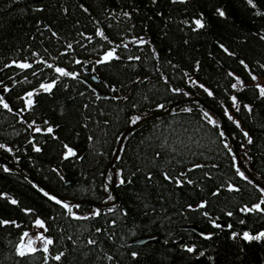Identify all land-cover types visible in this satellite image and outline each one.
Wrapping results in <instances>:
<instances>
[{
  "label": "trees",
  "instance_id": "1",
  "mask_svg": "<svg viewBox=\"0 0 264 264\" xmlns=\"http://www.w3.org/2000/svg\"><path fill=\"white\" fill-rule=\"evenodd\" d=\"M254 4L0 0V98L8 104H0V144L5 145L0 156L47 188L78 200H114L108 184L112 170L119 172L116 205L69 204L73 217L25 175L5 171L0 163V192L18 202L0 197V219L16 221L0 225V264H264V237L242 235L264 231V211H241L258 203L264 208V191L238 174L243 170L226 135H220L219 120L199 102L174 106L128 133L112 170L108 167L117 139L135 124L133 116L143 119L175 100L196 97L223 114L240 159L264 183V97L252 79L264 76V0ZM201 14L204 26L196 28ZM97 28L107 39L96 35ZM113 48V57L103 61ZM24 62L30 67L21 68ZM49 65L77 75L64 76ZM235 76L246 87L233 89ZM53 80L50 90L40 88ZM33 90L28 106L25 93ZM49 126L51 132L45 130ZM65 145L75 155L65 157ZM96 209L98 215H89ZM37 216L45 220V235L53 243L48 253L39 248L21 256L16 246ZM191 222L212 235L185 230ZM144 235L152 239L130 244ZM183 245L195 247L188 252ZM58 253H63L59 261Z\"/></svg>",
  "mask_w": 264,
  "mask_h": 264
},
{
  "label": "snow or ice",
  "instance_id": "2",
  "mask_svg": "<svg viewBox=\"0 0 264 264\" xmlns=\"http://www.w3.org/2000/svg\"><path fill=\"white\" fill-rule=\"evenodd\" d=\"M247 3H248L249 5H251V6H253V7H256V5L254 4V0H247ZM81 7H83V5H81ZM85 10H86V9H85ZM216 11H217V13H218L220 16H224V15H225V12H224L222 9H220V8L216 9ZM258 14H259V13H258ZM124 15L127 16L128 13H124ZM185 23H187V21H185ZM194 23H195L196 28H202V27L204 26V24H203V19H202V14H201V18H197V19L194 20ZM45 27H47V25H45ZM53 34L55 35V33H53ZM96 35H97V36H103L104 39H107V37L104 36V33L102 32V30H101L100 28H97V29H96ZM70 47H71V45H69V48H70ZM219 47H220L221 49H223L225 52H228V49H227L223 44H220ZM114 52H115V49H114V48H113V49H109L108 51L104 52V54H103V58H102L103 61H108V60H110V59L113 57ZM230 54H231V55H234V53H230ZM76 62L79 63V61H76ZM100 62H101L100 60L97 61V63H100ZM13 63H17V62H16V61H13ZM240 63H241L242 65H244L245 68L248 67V65L245 64V62H244L243 60H241ZM19 66H20L21 68H29V67H30V65H29L27 62L20 63ZM49 67H54V66H53V65H49ZM260 67H261V68H264V65H260ZM54 70H55L57 73H60V74H62V75H64V76H73V77H75V76L77 75L75 72H68V71H66V70H65L64 68H62V67H54ZM228 75H229V76H234V73L229 72ZM234 78H235V81H236V82L231 84V87H232L233 89H236L238 86H239L240 88L246 87V86L243 84V81L241 80V78H240L239 76H235ZM252 79L255 81V80L257 79V77H256V76H252ZM55 83H56L55 80L51 81L50 83H41L40 88L43 89L44 91H48V90H50V89L53 87V85H54ZM189 83H193V84H195L196 81L190 80ZM199 87L202 88V89H204V91L207 92L209 96H212V95H213V93H212L208 88H206L204 84H200ZM254 87L259 91V95H260V97H264V85H261L260 83H256V84L254 85ZM4 90L7 91V88L5 87ZM34 91H35V90H33V91H31V92H27V93H25V96L28 97V100H27V105H28V106H31L32 103H33L31 97H32ZM172 91H174V92H181L182 89H179V88H173ZM184 95H188V93H184ZM230 99L233 101V106H236V104H237V97H236L235 95H233V96L230 97ZM0 104H3V106H4L5 108H8V104L4 102L3 98H0ZM133 107H136V106L133 105ZM156 107H157V108H162V107H164V105H162V104H157ZM244 107H245V108H250V105H244ZM185 111H190V109H185ZM202 111H203V109H202ZM225 114H226V115L228 114V113H227V110H225ZM203 115H204V117L208 120L209 123H211V124H215V123H216V121L213 120V119L211 118V116H209V114H208L207 112H204ZM140 119H141L140 116H133V117L131 118L132 123H136V122L139 121ZM229 119H232V117L229 116ZM236 123H237V127H239V123H238V122H236ZM35 130H36V131H39L40 129H39V128H36ZM45 130L48 131V132H51V131H52V128L49 126V127L46 128ZM242 131H243V130H242ZM220 135L223 136L224 133L221 132ZM244 136L247 137V139H248L249 142H251L252 138H251V136L248 135L247 132H244ZM0 147H5V145L0 144ZM64 147L67 149V151L64 153L65 157H67V156H69V155H75V151H74L73 148L69 147L68 145H65ZM9 150H10V149H9ZM36 150L39 151V148H37ZM230 151H231V149H230ZM193 167H196V165H193ZM4 170H5V171H9V169H8L7 167H5ZM237 172H238L239 175L243 176L244 179H246V180L248 179V177H247V176H244V173L241 172L239 169H237ZM116 175L119 176V172H117ZM120 182L123 183L122 180H121ZM176 182H177V183H180L179 180H177ZM189 183H191V181H189ZM105 187H107V185H105ZM228 187H229L230 189H232V188H234L235 186L232 185V184H229ZM40 191H41V192H44V195H45V196H49V193L46 192L43 188H41ZM217 191H219V190H217ZM261 191H264V189H261ZM0 197H6V198L10 201L11 204H14V205H15V204L18 203L16 199L12 198L11 196H8L7 193H2V192H0ZM49 198H50L51 200H53V201H56V202L59 203V204H62V206H63L65 209H67L68 214L72 215L73 217H76V213L72 211V206H70L67 202H64V201H62V200H58L57 197H56L55 195H51ZM108 199L111 200V199H112V196L109 195V196H108ZM202 203H203V202H202ZM262 203H264V201H262ZM199 206H201V205H198V207H199ZM77 207H79V206L77 205ZM189 207H191V205H189ZM253 209H255V210H259V211H264V208H261V205H260L259 203H258V204H254V205H252V209H249V208L245 207V208H242L241 211H251V210H253ZM23 211L26 212V213H30V212H32V211H34V210L31 209V208H25V209H23ZM98 214H99V209H96L95 211L91 212L89 215L96 216V215H98ZM204 215H207V213H204ZM231 215H232V213L229 212V213H228V216H231ZM9 223H11V224H16V221H15V220H11V221H9V220H5V219H0V225H2V224H9ZM33 223H34L35 226H37V227H39V228H45V230H46V227H45L46 222H45L44 219L40 218L39 216H37V217L35 218V220L33 221ZM241 223H243V221H241ZM228 227H231V225H228ZM97 231H100V229H97ZM22 235H23V237H27V236H28V233H27V232H24ZM201 235H202V236H205V237H209V236L212 235V233H201ZM236 235H237V233H235V232L232 233V236H233V237H235ZM242 235H243V238H244L245 240H253V239H255V240H260L262 237H264V231H260V232L256 233L255 236L251 235L248 231H245V232H243ZM38 238L41 239V240L43 241V250H44V252H45V253H48V251H49L48 246L51 245V244L53 243V239H52V237H51V236L43 235L42 233H38ZM89 243H95V241L89 240ZM182 247L186 248L188 252H192V251H193V248H194L195 246L193 245V246L190 247V246H188V245H183ZM16 251H17V253H18L19 255L23 256V255H25L26 252H27V253H31V252L36 251V249H35L34 247H32V240L29 239V240H28V243H27L26 245L23 244V243L18 244L17 247H16ZM62 255H63V253H58V254L54 257V259L57 260V261H59V260L61 259V256H62ZM131 256L135 258V257L138 256V253L135 252V251H133V252L131 253ZM46 258H47V257H46ZM108 259H111V257H108Z\"/></svg>",
  "mask_w": 264,
  "mask_h": 264
},
{
  "label": "water",
  "instance_id": "3",
  "mask_svg": "<svg viewBox=\"0 0 264 264\" xmlns=\"http://www.w3.org/2000/svg\"><path fill=\"white\" fill-rule=\"evenodd\" d=\"M199 102L206 110H208L209 112L214 113V115L218 118L219 123L221 124V128L224 132V135L227 136L230 145L233 147L234 150V157L237 160L238 165L241 167V169L244 171V173L247 175V177L250 178V180L252 182H254L259 188L261 187L262 189H264V184L262 182H258L255 177L251 174V172L246 169V167L244 166V164L242 163L241 159L239 158L238 155V151H237V147H236V142H235V138L230 134L229 129L225 123V118L223 116L222 113L218 112L215 108H213L210 104H207L206 102L202 101L199 98L196 97H189V98H185L184 100H175L173 103H171L169 106H167L165 109H163L162 111H158V112H153L151 113V115L139 120L138 122H136L133 125H130L128 127V129H126L125 131H123L121 133V135L119 136V138L117 139V144L115 146L114 149V153L111 157L109 164V168L111 169L113 166V163L116 161L118 155H119V151L121 149V146L124 142V138L128 135L129 132L138 129L140 125L151 121V119L163 116V115H167L171 109L174 108V106L176 105H182L185 104L186 102ZM0 163L4 164L6 167L15 170L16 172H18L20 175H25L28 179H30L31 181H33L35 184H37L40 188H43L46 192H48L50 195H55L57 197L58 200H62L64 202H68L70 204H78V205H84L87 204L89 206H92L93 208H107L109 206H114L118 203V197L116 194V187H115V181H116V175L114 173H112V179L110 184L108 185L111 193L114 197L113 201L107 202V203H102V202H97V201H91V200H78V199H74V198H69L66 197L62 194H58L57 192H55L54 190L50 189L49 187L47 188L43 183L40 182V180H38L36 177H33L32 175H27L22 168H19L17 166H15V164L10 163L9 161H7L4 157L0 156ZM216 224L221 225L222 227H226V223L223 220H216ZM185 230L188 231H193L194 233H196L197 235L203 237L201 235V233H207V231H205L204 229L202 230L197 224L191 222L190 224H187L183 227ZM152 239L151 236L149 235H144V236H140V237H135L130 241L131 245H141L144 244V242L148 241Z\"/></svg>",
  "mask_w": 264,
  "mask_h": 264
},
{
  "label": "rangeland",
  "instance_id": "4",
  "mask_svg": "<svg viewBox=\"0 0 264 264\" xmlns=\"http://www.w3.org/2000/svg\"><path fill=\"white\" fill-rule=\"evenodd\" d=\"M256 83H260L261 85H264V77H257V79L254 81V85ZM44 230H45V228H39V227L35 226L33 223L31 225V227L27 228L26 231H24V232L28 233V236L23 237V235H22L20 237V241L18 242V244L23 243L26 245L28 243V240L31 239L32 240V247H34L36 250H38L39 248H43V241L38 238V233H42L43 235H45ZM25 254H27V252Z\"/></svg>",
  "mask_w": 264,
  "mask_h": 264
}]
</instances>
